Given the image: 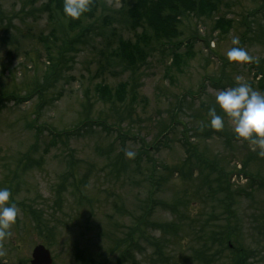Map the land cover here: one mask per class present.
<instances>
[{"label":"rangeland","instance_id":"1","mask_svg":"<svg viewBox=\"0 0 264 264\" xmlns=\"http://www.w3.org/2000/svg\"><path fill=\"white\" fill-rule=\"evenodd\" d=\"M99 1L66 32L46 0H0V188L18 209L0 264H30L39 245L53 264H230L215 235L228 223L246 264H264V155L215 101L237 83L264 93V0L182 18L136 69L115 54L138 35L123 2ZM236 46L254 59L229 61ZM120 84L114 103L96 92Z\"/></svg>","mask_w":264,"mask_h":264},{"label":"trees","instance_id":"2","mask_svg":"<svg viewBox=\"0 0 264 264\" xmlns=\"http://www.w3.org/2000/svg\"><path fill=\"white\" fill-rule=\"evenodd\" d=\"M122 11L126 18L131 22V27L137 31L136 41L126 40L117 45L116 56L120 58L128 67L136 69L140 64L146 63L147 58L151 57V52L157 49V46H165L173 40L180 37V24L182 18L186 16L211 17L217 12V6L221 0H121ZM46 5L55 13L54 16H59V21L64 20L66 24L62 27L67 32L79 27L85 19L95 17L96 11L102 4L99 0H90V8L83 13L78 19L66 17L63 12V0H46ZM59 14V15H58ZM53 15V14H52ZM53 16V17H54ZM61 20V25H62ZM105 25H107L105 23ZM128 25V24H127ZM232 27L231 22L219 18L216 22V30L224 31ZM142 32H139V29ZM86 28L84 27V31ZM154 44L152 47L151 45ZM171 45V44H169ZM173 47V46H172ZM176 58L174 63H181V58L177 54L176 49L173 51V58ZM97 93L105 95L107 102L114 103L123 98L126 93L127 84H120L116 88L109 85H98ZM102 101L104 100L101 97ZM264 184V182H263ZM155 191V190H153ZM139 224H135L132 228L133 232ZM235 226L228 223L226 229L221 228L215 232L219 235L217 239L219 244H222L233 255L230 264H246V261L251 257V251H247L240 246L235 238ZM217 237V236H216ZM252 240V239H251ZM253 241V240H252ZM127 243V241H125ZM233 244L240 246V249L233 248ZM117 248L111 251L116 252ZM113 254V253H112ZM198 257H201L198 255Z\"/></svg>","mask_w":264,"mask_h":264},{"label":"clouds","instance_id":"3","mask_svg":"<svg viewBox=\"0 0 264 264\" xmlns=\"http://www.w3.org/2000/svg\"><path fill=\"white\" fill-rule=\"evenodd\" d=\"M90 8V0H63V12L66 17L78 19ZM238 36L232 37V44L239 45ZM229 61L248 62L254 58L243 47H231L226 53ZM240 81V77H236ZM216 104L227 115L234 125L233 132L237 138L248 140L259 148V155H264V93L253 89L248 83H237L233 87L218 90L215 94ZM208 125L221 130L224 127L223 116L217 113L216 107L208 110ZM255 150V149H253ZM126 157L132 158L135 152L126 149ZM10 190L0 188V240L12 235L11 227L16 222L18 209L10 201Z\"/></svg>","mask_w":264,"mask_h":264},{"label":"water","instance_id":"4","mask_svg":"<svg viewBox=\"0 0 264 264\" xmlns=\"http://www.w3.org/2000/svg\"><path fill=\"white\" fill-rule=\"evenodd\" d=\"M53 260L50 251L44 246H36L32 253L31 264H52Z\"/></svg>","mask_w":264,"mask_h":264}]
</instances>
